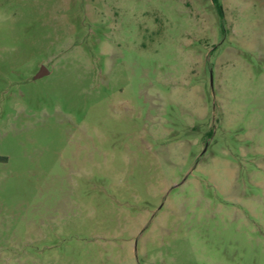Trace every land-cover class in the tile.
<instances>
[{"label": "rangeland", "instance_id": "1", "mask_svg": "<svg viewBox=\"0 0 264 264\" xmlns=\"http://www.w3.org/2000/svg\"><path fill=\"white\" fill-rule=\"evenodd\" d=\"M219 1L0 0V264H264V0Z\"/></svg>", "mask_w": 264, "mask_h": 264}, {"label": "trees", "instance_id": "2", "mask_svg": "<svg viewBox=\"0 0 264 264\" xmlns=\"http://www.w3.org/2000/svg\"><path fill=\"white\" fill-rule=\"evenodd\" d=\"M213 1L218 8V14H219L220 19L223 20L224 19V12H223L220 1L219 0H213Z\"/></svg>", "mask_w": 264, "mask_h": 264}, {"label": "water", "instance_id": "3", "mask_svg": "<svg viewBox=\"0 0 264 264\" xmlns=\"http://www.w3.org/2000/svg\"><path fill=\"white\" fill-rule=\"evenodd\" d=\"M46 69L43 67L42 70L37 74L36 77H41L45 74Z\"/></svg>", "mask_w": 264, "mask_h": 264}]
</instances>
